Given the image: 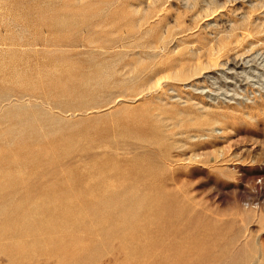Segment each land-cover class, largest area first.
Listing matches in <instances>:
<instances>
[{
    "label": "rangeland",
    "instance_id": "1",
    "mask_svg": "<svg viewBox=\"0 0 264 264\" xmlns=\"http://www.w3.org/2000/svg\"><path fill=\"white\" fill-rule=\"evenodd\" d=\"M0 264H264V0H0Z\"/></svg>",
    "mask_w": 264,
    "mask_h": 264
},
{
    "label": "bare ground",
    "instance_id": "2",
    "mask_svg": "<svg viewBox=\"0 0 264 264\" xmlns=\"http://www.w3.org/2000/svg\"><path fill=\"white\" fill-rule=\"evenodd\" d=\"M158 40V39H157ZM117 41V40H116ZM152 42H153V39H152ZM114 43V42H113ZM103 46H105V45H103ZM147 46V45H146ZM175 60V59H174ZM177 60V59H176ZM172 62V61H171ZM174 62V61H173ZM168 65V64H167ZM170 65H172V64H170ZM170 67V66H169ZM163 68V67H162ZM167 68V67H166ZM164 71V70H163ZM150 73V72H149ZM160 75V74H159ZM190 75V74H189ZM156 77V76H155ZM180 77V76H179ZM153 78V77H152ZM177 78V77H176ZM148 79V78H147ZM151 79V78H150ZM142 80V79H141ZM148 81H149V79H148ZM150 82V81H149ZM162 84V83H161ZM141 85V84H140ZM160 85V84H159ZM164 86V85H163ZM158 87H160V86H158ZM140 88V87H139ZM154 89H155V87H153ZM162 88V87H161ZM142 92V91H141Z\"/></svg>",
    "mask_w": 264,
    "mask_h": 264
}]
</instances>
